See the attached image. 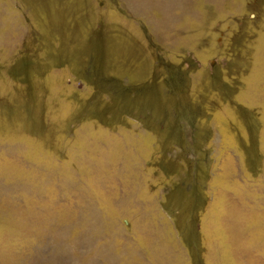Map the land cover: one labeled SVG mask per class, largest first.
<instances>
[{
	"label": "rangeland",
	"instance_id": "374dc122",
	"mask_svg": "<svg viewBox=\"0 0 264 264\" xmlns=\"http://www.w3.org/2000/svg\"><path fill=\"white\" fill-rule=\"evenodd\" d=\"M0 264H264V0H0Z\"/></svg>",
	"mask_w": 264,
	"mask_h": 264
}]
</instances>
